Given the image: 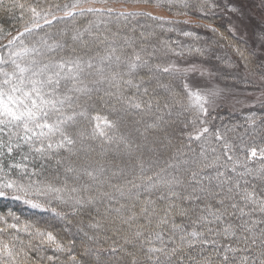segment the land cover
Returning <instances> with one entry per match:
<instances>
[{"label":"snow or ice","instance_id":"1","mask_svg":"<svg viewBox=\"0 0 264 264\" xmlns=\"http://www.w3.org/2000/svg\"><path fill=\"white\" fill-rule=\"evenodd\" d=\"M0 200V264H264V0H0Z\"/></svg>","mask_w":264,"mask_h":264},{"label":"rangeland","instance_id":"2","mask_svg":"<svg viewBox=\"0 0 264 264\" xmlns=\"http://www.w3.org/2000/svg\"><path fill=\"white\" fill-rule=\"evenodd\" d=\"M111 6L116 8V9L121 8V5L119 3L113 4ZM141 8H143V10H149L144 6H141ZM129 10H140V9H135V8L130 7ZM158 14L163 16L165 19H172L175 21H179L180 23L178 25H181V23H183V21L185 19H188L187 17H183V16H170L166 12H161ZM217 21H219V20L214 19L212 22H217ZM203 23H205V21H199L196 19H191L190 22L188 23V25H191L192 27H194V30H196V32L195 31L194 32L197 33L202 38L200 41L201 44L205 40L214 39L212 33L210 34V36H207V37L203 36V33H206L207 30L202 26H199V27L197 26L198 24L202 25ZM257 26H258V22H254L251 24V28L253 30H255L257 28ZM189 29H192V28H189ZM229 39H230V37H229ZM190 43H192V41ZM218 54L219 55H225L226 57L231 55L230 50H228V49H219ZM229 71H232L233 75H236L238 73L241 77L243 76L242 67H241V69L229 70ZM218 83H219L220 87H223L225 84H231L232 78L229 77V78L225 79L222 77ZM229 91L234 94L235 99L233 98V96H229L226 100H224L222 102L223 107L221 109V114L224 115L226 119L231 118L233 121L243 122L244 116L246 114L253 112V111L257 112V114L260 113L261 110H260L258 104L255 108H252V107L246 106L244 103H237L236 102L237 99L241 100V101L247 100V101L251 102V101H254L256 96L258 95V93L252 91L251 88L246 89L245 85L241 82V80L237 79L236 86L233 88H230ZM249 92H251L252 94L250 95ZM23 207L24 206L19 205L18 211H20Z\"/></svg>","mask_w":264,"mask_h":264},{"label":"trees","instance_id":"3","mask_svg":"<svg viewBox=\"0 0 264 264\" xmlns=\"http://www.w3.org/2000/svg\"><path fill=\"white\" fill-rule=\"evenodd\" d=\"M219 21H217V22H214V23H216V24H219L220 26H221V28H224L225 27V25H224V23H223V21L222 20H220V19H218ZM205 21V23H208L209 21L207 20H204ZM177 27L178 28H180V29H185V30H191V31H195L196 32V30H194V27H192L191 25H186V24H184V23H181V25H177ZM189 28H192V29H189ZM210 34H211V32H209V31H207L206 33H203V36L204 37H207V36H210ZM173 38H177L176 36H175V33H173V34H170ZM178 39L179 40H181V41H184L185 43H190L191 42V39L190 38H185V37H178ZM6 207H12L14 210H16V211H18V207H19V205L18 204H16V203H14V202H12V201H3V200H0V210H3V209H5ZM27 214V213H26Z\"/></svg>","mask_w":264,"mask_h":264},{"label":"bare ground","instance_id":"4","mask_svg":"<svg viewBox=\"0 0 264 264\" xmlns=\"http://www.w3.org/2000/svg\"><path fill=\"white\" fill-rule=\"evenodd\" d=\"M130 9V8H129ZM158 14V13H157ZM159 15V14H158Z\"/></svg>","mask_w":264,"mask_h":264}]
</instances>
